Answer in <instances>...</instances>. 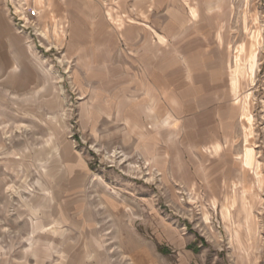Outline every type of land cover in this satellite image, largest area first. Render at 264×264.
Listing matches in <instances>:
<instances>
[{"label":"rangeland","instance_id":"obj_1","mask_svg":"<svg viewBox=\"0 0 264 264\" xmlns=\"http://www.w3.org/2000/svg\"><path fill=\"white\" fill-rule=\"evenodd\" d=\"M0 264H264V0H0Z\"/></svg>","mask_w":264,"mask_h":264},{"label":"crops","instance_id":"obj_2","mask_svg":"<svg viewBox=\"0 0 264 264\" xmlns=\"http://www.w3.org/2000/svg\"><path fill=\"white\" fill-rule=\"evenodd\" d=\"M47 194H48V196H50L48 190H47ZM49 201H50V198H49ZM56 209H57V213H58V215H59V218H60V219H63V218L65 217V211H64V208H63V207H59V208H56ZM85 210H86V213H88L89 209H88L87 205H85ZM87 217H89V216L87 215ZM190 256H191V255L186 254V257H187V258H189Z\"/></svg>","mask_w":264,"mask_h":264},{"label":"bare ground","instance_id":"obj_3","mask_svg":"<svg viewBox=\"0 0 264 264\" xmlns=\"http://www.w3.org/2000/svg\"><path fill=\"white\" fill-rule=\"evenodd\" d=\"M42 34H43V33H42ZM247 162H248V158H247V159L244 158V161H242V164L247 165Z\"/></svg>","mask_w":264,"mask_h":264}]
</instances>
